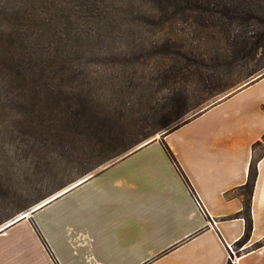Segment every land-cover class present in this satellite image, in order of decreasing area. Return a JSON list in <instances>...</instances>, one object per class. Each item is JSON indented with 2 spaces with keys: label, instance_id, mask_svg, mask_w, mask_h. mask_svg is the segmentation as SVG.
I'll return each mask as SVG.
<instances>
[{
  "label": "crops",
  "instance_id": "obj_1",
  "mask_svg": "<svg viewBox=\"0 0 264 264\" xmlns=\"http://www.w3.org/2000/svg\"><path fill=\"white\" fill-rule=\"evenodd\" d=\"M263 135L264 77L8 227L0 264H264V153L237 246Z\"/></svg>",
  "mask_w": 264,
  "mask_h": 264
},
{
  "label": "trees",
  "instance_id": "obj_2",
  "mask_svg": "<svg viewBox=\"0 0 264 264\" xmlns=\"http://www.w3.org/2000/svg\"><path fill=\"white\" fill-rule=\"evenodd\" d=\"M127 2L149 4L150 10L144 16L149 23L160 25L174 22L183 25L185 35L180 40L167 37L158 39L147 45L146 49L142 46L141 48L146 51L144 56L156 55L166 59L157 65L158 68L156 66L155 72L146 73L148 69L146 64L139 76L129 75L122 90L112 95L114 100L111 102L114 101V105L111 103L101 107L95 102L96 84H99L100 88L102 86L111 89L116 86V81L110 77L111 81L105 85L104 79L101 81L95 74L93 75L89 58L80 55L84 44L91 45L90 39L83 41L82 38L77 37V33L72 36L74 26L69 21L71 32L68 26L62 31L61 26L55 27L46 21L38 23L34 21L31 13L13 9L7 0H0V74L4 76V86L0 85V91L9 85L11 89L21 86L26 90L31 84L35 89L44 90L38 91L33 99L46 100L48 106L59 107L58 110H49V118L57 117L64 130L77 131L80 134L79 139L74 141L78 142L77 146L92 145L95 149L100 146V150L119 149L118 152H121L155 136L162 129H169L165 133L162 132L160 139L162 141L165 135L264 77V72H261L264 69V0H130ZM92 6L97 8L99 5L95 2ZM110 12L101 9L100 12L91 15L86 13L85 17L101 21L105 18L115 19L116 16L131 17L134 13L133 10L128 11L124 8L120 10L115 8V13L108 15ZM70 17H72L71 13L68 19ZM154 18L157 20L153 22ZM70 22L76 27L75 21ZM47 28L53 30L51 34L53 39L46 43L47 46L40 48L37 42H29L33 37L40 38ZM63 34L66 38H62ZM215 39L216 49L211 54L206 47ZM136 47L133 46V51ZM100 56L103 62L108 55ZM94 63L96 64V61ZM146 74L148 76L155 74V76L147 78ZM242 81L245 83L237 87ZM230 89L234 90L228 96L191 118L180 120L206 101ZM158 95L161 96V101ZM153 102L156 104L152 105ZM137 104H140L139 117L132 124L127 122L124 114L126 115V110L129 111ZM173 116L176 119H173ZM157 123L159 127L153 129L152 127ZM154 141L156 140L151 142ZM151 142L144 144L148 145ZM144 144L138 149L145 146ZM164 146L194 194L175 156L165 143ZM133 151L130 150L129 153ZM263 153L264 135L253 145L249 179L242 188L244 209L239 216L245 219L246 231L237 246L248 242L253 229L251 202L258 177L257 164L262 159ZM86 157L79 158L78 162L85 168L84 172L92 170ZM50 196L38 201H28L18 207L13 215L7 212L1 213L0 227L16 216L30 211ZM263 245L264 240L254 247L260 248Z\"/></svg>",
  "mask_w": 264,
  "mask_h": 264
},
{
  "label": "rangeland",
  "instance_id": "obj_3",
  "mask_svg": "<svg viewBox=\"0 0 264 264\" xmlns=\"http://www.w3.org/2000/svg\"><path fill=\"white\" fill-rule=\"evenodd\" d=\"M7 1L13 9L31 13L34 21L38 23L46 21L55 27L61 26L62 31L68 26L70 32L72 25L74 26L71 32L72 36L77 33V37L82 38L83 41L90 39L91 45L83 43L84 48L80 55L89 58L91 61L89 66H91L93 75L95 74L101 81L104 79L105 85L111 81L110 77L116 81V86L111 89H105L102 86L100 88V85L96 84L95 102L101 107L114 102H111L114 100L112 95L122 90L129 75L139 76L146 64V68H148L146 73L155 72L156 66L166 59L156 55L144 56L147 45L166 37L180 40L185 35L183 25L174 22L160 25L149 23L144 16L149 12L150 5L129 4L127 1L130 0ZM95 2L99 5L97 8L92 6ZM115 8L133 10V16H116L115 19L110 16L112 18H105L101 21L85 17L86 13L91 15L100 12L101 9L105 12L111 11L108 14L111 15L115 13ZM70 13L72 17L69 20ZM154 20L157 18H154L153 22ZM70 21H75L76 27ZM44 30L40 38L33 37L29 42H37L40 48L47 46L46 43L53 39L51 35L53 30L48 28ZM190 37L192 36L190 35ZM62 38H66L64 34ZM185 38L187 37L185 36ZM83 41L79 40V42ZM134 45L137 47L133 51ZM215 45L216 39L207 45V51L212 54L216 49ZM142 46L145 49H142ZM71 51L73 53L72 49ZM101 54L108 55L103 62ZM161 55L163 56V54ZM84 62L87 61L84 60ZM261 72L263 73L264 69ZM151 76H155V74L147 75V78H151ZM3 81L4 76L0 74L1 86H4ZM244 83L245 81H242L237 87ZM232 90L234 89L211 98L180 120L191 118L194 114L228 96L230 92H233ZM38 91L44 90L35 89L32 84L26 90L21 86L11 89L9 85L0 91V214L7 212L13 215L18 207L30 200H41L59 192V190L70 187L82 178L95 176L123 158L130 150H136L146 142L160 140L162 134L169 130L162 129L155 136L121 152H118L119 149L100 150V146H97V149L92 145L89 147L77 146L78 142L74 141L79 139L80 134L77 131L62 129L57 117L49 118V110H58L59 107L48 106L46 100L33 99ZM157 97L160 101L162 100L160 95ZM143 99L144 97L140 102ZM147 102L149 103L148 99ZM155 104L152 103V105ZM138 109H140V104L134 105L129 111L126 110L124 116L127 122L133 124L134 120L139 117ZM173 119L176 117L173 116ZM158 127L157 123L152 128ZM85 156H87L86 161L92 169L88 172H84L85 168L78 163L79 158Z\"/></svg>",
  "mask_w": 264,
  "mask_h": 264
},
{
  "label": "water",
  "instance_id": "obj_4",
  "mask_svg": "<svg viewBox=\"0 0 264 264\" xmlns=\"http://www.w3.org/2000/svg\"><path fill=\"white\" fill-rule=\"evenodd\" d=\"M92 176L90 177H85V178H82V180H80L79 182H75V184H72L69 188H67L66 190H61L59 191L58 193L54 194L53 196H50L49 198H47L46 200L42 201L41 203H39L38 205H36L34 208H32L30 211H27V212H24L18 216H16L15 218H13L12 220H10L9 222H7L5 225L1 226L0 227V231H3L5 228H7L8 226H10L11 224L15 223L16 221H18L19 219H21L22 217L26 216V215H32V213L40 208L41 206L45 205L46 203L52 201L53 199H55L56 197L60 196L61 194H63L65 191L73 188L74 186H76L77 184H80L81 182L83 181H86L88 180L89 178H91Z\"/></svg>",
  "mask_w": 264,
  "mask_h": 264
},
{
  "label": "bare ground",
  "instance_id": "obj_5",
  "mask_svg": "<svg viewBox=\"0 0 264 264\" xmlns=\"http://www.w3.org/2000/svg\"><path fill=\"white\" fill-rule=\"evenodd\" d=\"M78 182H79V181H78ZM81 184H82V182H81ZM78 185H79V184H77L76 186H78ZM68 188H69V187H68ZM73 188H75V186H74ZM73 188H71V189L65 191V192H64L63 194H61L60 196L64 195L65 193H67V192H69V191H71ZM66 189H67V188H66ZM66 189H64V190H66ZM60 196L56 197L55 199L59 198ZM55 199H53V200H55ZM53 200H52V201H53ZM52 201H50V202H52ZM50 202L46 203L45 205L41 206V207L38 208V209H41L42 207L46 206V205L49 204ZM38 209H36V210H38ZM36 210H35V211H36ZM26 217H28V216L26 215V216L22 217V218L19 219L17 222H19V221L25 219ZM17 222H16V223H17Z\"/></svg>",
  "mask_w": 264,
  "mask_h": 264
},
{
  "label": "built area",
  "instance_id": "obj_6",
  "mask_svg": "<svg viewBox=\"0 0 264 264\" xmlns=\"http://www.w3.org/2000/svg\"><path fill=\"white\" fill-rule=\"evenodd\" d=\"M230 250H231V252H232L233 255L236 253V251L232 247H230Z\"/></svg>",
  "mask_w": 264,
  "mask_h": 264
}]
</instances>
